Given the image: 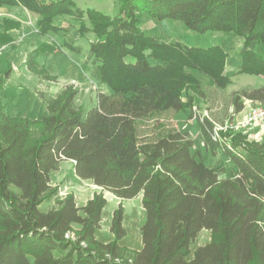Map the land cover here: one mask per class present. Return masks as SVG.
I'll return each instance as SVG.
<instances>
[{"label":"trees","instance_id":"16d2710c","mask_svg":"<svg viewBox=\"0 0 264 264\" xmlns=\"http://www.w3.org/2000/svg\"><path fill=\"white\" fill-rule=\"evenodd\" d=\"M111 16L74 8L72 0H0V7L20 5L41 15L40 34L62 30L53 20L73 15L91 25L89 50L101 80L111 93L97 92L86 111L76 105L78 89L42 96L41 119L5 111L0 95V264H264V143L248 141L241 131H216L210 117L199 118L205 149L222 154L237 167L234 177H220L205 163L189 131L169 126L164 112L185 109L183 89L202 92L189 68L226 87V52L149 34L138 15L157 22L177 20L194 33L234 32L243 40L238 73L264 76V0H118ZM20 21L0 18V47L11 43ZM83 25L80 27L82 29ZM71 51L81 47L65 42ZM56 46L43 42L32 51L28 68ZM10 70L0 75V94ZM202 95L204 93H201ZM264 104V84L231 96V118L246 102ZM216 133V134H215ZM218 134V135H217ZM73 162L75 175L119 199L143 195L142 247L121 246L126 235L125 209H115V240L96 237L108 199L95 194L84 205L70 194L55 209L40 205L51 193V174L62 161ZM211 230L214 239L188 258L197 235Z\"/></svg>","mask_w":264,"mask_h":264},{"label":"rangeland","instance_id":"374dc122","mask_svg":"<svg viewBox=\"0 0 264 264\" xmlns=\"http://www.w3.org/2000/svg\"><path fill=\"white\" fill-rule=\"evenodd\" d=\"M51 1V0H50ZM56 1V0H52ZM74 3V8H79L85 12L88 9H93L98 12H102L111 16H115L119 13L120 7L118 0H72ZM16 5L9 6L10 8L15 7ZM20 6V5H19ZM4 11V9L2 10ZM1 13V12H0ZM1 16L4 12L1 13ZM18 17L24 21L30 19L29 30L26 32L20 31L17 32V37H14V40L11 43H20L18 56L16 58L22 62V65H28V60L32 51L40 47L43 42L51 43L56 46V50L52 52L50 60L46 52L42 53L37 59L34 68L37 69L36 74L33 70L29 71L22 70L20 67L19 73L17 75L20 78L27 77L28 80L22 82L24 88L28 91H33L32 94H36V97L40 101L38 104H35V111H39L41 115L42 112L46 111V102L40 94L47 97H52L59 95L65 86H73L78 89V96L76 100V105L86 111L95 104L97 92H109V85L101 80L100 69L92 66V63L89 62V66L93 69H85L83 72V78L73 80L74 82L65 81L60 76L53 74L62 72L60 67L53 65L52 63H58L59 60L71 61L73 58L76 62L86 63L89 59L87 53L90 47V40L93 39V34L86 31V25H91V22L88 20L87 15L84 18V21H79L72 14H63L57 16L56 22L59 24V32H54L52 30L43 34L38 30V21L41 18V15L29 10L26 12L22 7ZM139 21L142 26L146 28L149 34H164L170 39H178L185 43L199 47H211V46H221L226 52V65L223 70V74L231 78V82L224 88L216 86L211 76L197 72L196 70L189 68L188 71L192 72L195 77H197L202 82V88L200 93L194 90L192 86L185 87L183 89V99L186 102V108L178 111H167L162 114L160 121H164L169 126H179L184 131H189L193 135L195 140L194 150L199 151L200 156H202L203 151L200 148H203V138L200 134V122L199 118L208 116L216 123L217 130L220 132H229V131H241L235 124L237 120L235 116L231 118L232 105L231 96L234 91L240 90L247 86L257 87L264 84V76H257L252 74L238 73L237 70L240 65V53L243 50V40L242 38L234 32H218L217 33H194L185 27L184 23L177 20H165L162 22H157L151 17L146 15H138ZM55 19L53 20V24ZM83 25L82 29L80 27ZM20 29V28H19ZM27 33V34H25ZM29 37L27 38V36ZM65 42L70 44H77L78 42L83 45L85 48H81L78 52V55H71L70 49L67 47ZM10 44V43H9ZM8 45V44H6ZM78 45V44H77ZM251 48H254L258 52L264 53V44H258L252 42L250 44ZM4 46L0 47V56L2 55L4 59L0 60V67L2 73L6 72L8 69L10 72L12 67V62L9 61V52L6 51ZM9 55V56H8ZM45 55V56H44ZM91 57V56H90ZM92 58V57H91ZM25 61V62H24ZM92 61V59H91ZM47 63L46 65H44ZM3 64V65H2ZM20 65V66H22ZM27 67V66H26ZM8 68V69H7ZM30 69V68H29ZM29 71V74H28ZM59 77V78H58ZM18 81V80H17ZM16 81V82H17ZM14 82V81H13ZM12 83V82H11ZM13 86H17L16 83H12ZM17 88V87H16ZM19 91V90H18ZM11 88L7 90V93L4 95V99L8 100L5 102V111L9 108H12L15 101L19 103V97L12 96ZM201 93H204L203 95ZM11 102V103H9ZM32 100L27 101L25 107H31ZM21 104H19L20 106ZM258 105V104H252ZM43 110V111H41ZM26 111H29L27 109ZM9 112V111H7ZM10 113V112H9ZM10 114L17 116L13 112ZM23 115V114H22ZM28 116V114H25ZM40 115V116H41ZM24 116V115H23ZM33 119V118H32ZM35 119H41L35 118ZM222 126V127H221ZM217 131V132H218ZM202 158H205L204 155ZM203 160V159H202ZM205 163H208L219 169H224L225 173L222 175H231V171H234L232 162H229L228 158L224 155H209L203 160ZM51 183L52 189L56 190L53 194L51 193L49 197H46L44 202L40 205L42 211H48L49 209H55L58 207V203L67 195H74L76 197L77 203L79 205H84L88 200L92 199L95 194H102L106 199H109V203L105 208L103 220L101 222V227L96 230L97 239L108 243L114 241L115 235L111 231V220L114 214V211L117 207L123 206L125 209V224H127L126 235L124 241L127 238H132L131 245L133 248L137 247L139 244L140 237V225L144 218V213L141 204L136 199L135 201L128 199H117L110 192L102 190L100 187L95 185L89 180H83L75 175L73 162L70 160L62 161L59 169L52 172L51 174ZM215 235L211 230H202L198 233L195 243L192 246L190 253L188 255L189 259H192L195 255V249L198 246L207 245L214 239ZM122 240V239H121ZM120 240V243H121Z\"/></svg>","mask_w":264,"mask_h":264},{"label":"crops","instance_id":"0c3cea01","mask_svg":"<svg viewBox=\"0 0 264 264\" xmlns=\"http://www.w3.org/2000/svg\"><path fill=\"white\" fill-rule=\"evenodd\" d=\"M22 6H19V5H16L15 7L13 8H10L9 6H4V7H0V12H4V14H7L8 17H11V18H15L17 19L18 21H20V26L18 28H14L12 31H11V35H12V40H14V37H17V32H20V31H23V32H26L25 30H29V25L30 24V19H27L28 21H24L23 19L19 18L18 17V14L20 13V9H21ZM24 10H26V12H28L29 10H27L26 8L22 7ZM4 9V11H2ZM0 13V15H2ZM6 16V15H4ZM56 19L55 18V25L57 26H60L59 24H57L56 22ZM20 28V29H19ZM27 34V33H25ZM29 37V35L27 36V38ZM19 44L20 43H10L8 45H5L6 48H4L6 51H10L9 54V61L12 62V67H11V72H10V75H8V77L6 78L5 80V86L3 87V89L1 90V98L3 100V104H4V108H5V102H7L8 100L4 99V95L5 93H7V90L9 88H11V94L12 96L15 95V97H19V103L17 104V100L15 101L16 103H14L15 105H13L12 108H9L7 111H9L10 113L13 112L14 114L18 115V116H22V117H26V118H39V117H43L45 116V111L42 112L43 115H41L40 113L38 114L37 111H35V108H33V106L35 107V104H38L40 101L38 100L39 98L36 97V94H32L33 91H28L24 88V84L22 82L24 81H27L28 80V75L27 77H23V78H20L19 75H17L19 73V70L20 68L22 70H27L28 66L27 65H22V62L19 61L18 58H16L18 56V50H19ZM78 46H80L81 48H85L83 47V45L81 43H77ZM75 44V45H77ZM90 48V47H89ZM47 56L48 57V60H50V57H51V54L52 52L50 51H46ZM71 55H78V52L77 51H70ZM45 56V55H44ZM87 56H89V59L87 60L86 63H80V62H76L75 59L73 58L71 61H66V60H59L58 63H52L53 65H56L57 67H60V71L62 72H53V74L57 75V76H60L63 80L65 81H70V82H74L73 80H77V79H81L83 78V72L85 71V69H93V67H96L92 61H91V57H92V53L91 51L89 50L88 53H87ZM91 56V57H90ZM4 59L3 56L1 55L0 56V60ZM25 62V61H24ZM89 62L92 63V66H89ZM47 63H45L44 65H46ZM3 65V64H2ZM22 65V66H20ZM27 66V67H26ZM20 67V68H19ZM85 69H84V68ZM97 69H99V67L97 66L96 67ZM8 69V68H7ZM9 70V69H8ZM29 71H31L29 68H28ZM29 71H28V74H29ZM2 74V69L0 67V75ZM59 78V77H58ZM18 80V81H17ZM14 81V82H13ZM17 81V82H16ZM16 83L17 86H13L12 83ZM17 87V88H16ZM110 88V87H109ZM19 90V91H18ZM104 92V91H102ZM112 91H111V88L109 89V92H105V93H108L110 94ZM29 100H32V103H31V107H25L27 101ZM96 102V100H95ZM11 103V102H9ZM19 104H21L19 106ZM246 107L245 109L238 113L237 115H235V119L237 121H242L245 116V114L248 112L249 108L252 106V104L250 103V101L246 102ZM27 109H29V111H26ZM43 111V110H41ZM28 114V116H26L25 114ZM24 116H23V115ZM41 115V116H40ZM242 128H240L241 132L244 133L245 135H247V138H248V141H252V140H255L259 143H264V123L263 124H260V123H255L254 125L252 126H249V127H244V126H241ZM201 134V132H200ZM202 138H203V145L202 147L203 148H200L203 153H202V156L204 155V157L206 158L207 155H209L210 151L205 149V146H204V137L203 135L201 134ZM211 154V153H210ZM212 155V154H211ZM220 154L216 155V156H219ZM205 158H202L203 160ZM227 158V157H226ZM229 160V159H228ZM230 162V161H229ZM234 171H231V175H222L223 173H225V170L224 169H219L220 166H217V169H218V173H219V176L222 178V177H234L237 173V167L234 166V164L232 165ZM111 194V193H110ZM113 195V194H112ZM115 198H117L115 195H113ZM119 199V198H117ZM136 199L138 200V202L141 204L142 206V199H143V195H140L138 197H136ZM136 199H132V201H135ZM109 200V199H108ZM121 200V199H120ZM109 203V201H108ZM143 209V207H142ZM144 210V209H143ZM144 213V211H143ZM125 220H126V217L124 216V221H123V224L125 226V228L127 229V224H125ZM141 227V225H140ZM140 234V233H139ZM128 236V234H126V237ZM139 244L137 247L133 248L132 245H131V242H132V238H127V240L124 241V238H122L121 240V246H125L127 247L128 249L130 250H133V251H137L139 249H141L143 243H142V238H141V234H140V237H139Z\"/></svg>","mask_w":264,"mask_h":264},{"label":"built area","instance_id":"2783aa9c","mask_svg":"<svg viewBox=\"0 0 264 264\" xmlns=\"http://www.w3.org/2000/svg\"><path fill=\"white\" fill-rule=\"evenodd\" d=\"M244 119L242 121H237L236 126L240 129L241 126L249 127L254 125L255 123H264V104H258V105H252L248 112L243 117ZM222 127V126H221ZM218 128L216 127V133ZM215 133V134H216ZM218 135V134H217Z\"/></svg>","mask_w":264,"mask_h":264}]
</instances>
